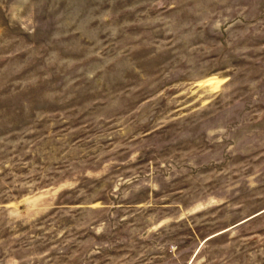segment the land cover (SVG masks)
Here are the masks:
<instances>
[{
  "label": "rangeland",
  "instance_id": "374dc122",
  "mask_svg": "<svg viewBox=\"0 0 264 264\" xmlns=\"http://www.w3.org/2000/svg\"><path fill=\"white\" fill-rule=\"evenodd\" d=\"M0 264H264V0H0Z\"/></svg>",
  "mask_w": 264,
  "mask_h": 264
}]
</instances>
